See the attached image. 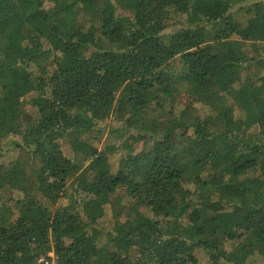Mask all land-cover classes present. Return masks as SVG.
I'll list each match as a JSON object with an SVG mask.
<instances>
[{
    "label": "trees",
    "instance_id": "obj_1",
    "mask_svg": "<svg viewBox=\"0 0 264 264\" xmlns=\"http://www.w3.org/2000/svg\"><path fill=\"white\" fill-rule=\"evenodd\" d=\"M263 50L264 0H0V264H264Z\"/></svg>",
    "mask_w": 264,
    "mask_h": 264
},
{
    "label": "rangeland",
    "instance_id": "obj_2",
    "mask_svg": "<svg viewBox=\"0 0 264 264\" xmlns=\"http://www.w3.org/2000/svg\"><path fill=\"white\" fill-rule=\"evenodd\" d=\"M29 99H30V97L26 98V108H27V111H29V113H31V114H27V115L23 116V119H24L23 122L30 120L32 118V115L36 114V109L29 103ZM189 99L190 98H188L184 94H182L178 97L177 100H178V102H185V101H189ZM196 105L201 109V112L204 114V116L211 113L208 106L203 105L202 103H199V102ZM119 125H120V123L115 122L114 118L112 116H110L106 121L100 123V127L103 128V130H102V134L99 135L98 139L95 142L97 149H102L105 145L111 144V142L114 140V134L111 133L110 129H111V127H115V126L118 127ZM19 138L20 137L14 136L9 141L8 144H9V147L11 149L9 151H6V152L3 151V153H5V155L3 158H1L2 161L4 160V162H7V160H9L11 156L17 155V147H15L14 139L19 141ZM116 143H117V141H116ZM141 148H142V146H139V149H141ZM4 149H6V147ZM63 150L67 156H70V157L73 156V153H72V151L69 148L67 143H64ZM119 155L120 154L112 155L111 161L114 165L117 164V161L119 159ZM63 202H65V200H63ZM100 223H101V226H104L107 228L112 226V224H113L112 210L110 209L109 206H107L106 216L101 220ZM196 254H197L198 258H200L202 260L203 264L206 263V261H207L206 256L207 255L205 254L204 250H202V249L198 250L197 249Z\"/></svg>",
    "mask_w": 264,
    "mask_h": 264
},
{
    "label": "built area",
    "instance_id": "obj_3",
    "mask_svg": "<svg viewBox=\"0 0 264 264\" xmlns=\"http://www.w3.org/2000/svg\"><path fill=\"white\" fill-rule=\"evenodd\" d=\"M39 261L41 264H58L54 250H51L47 256L42 257Z\"/></svg>",
    "mask_w": 264,
    "mask_h": 264
}]
</instances>
